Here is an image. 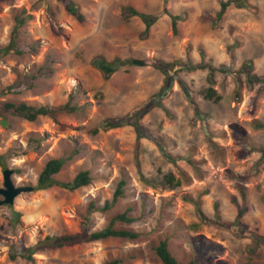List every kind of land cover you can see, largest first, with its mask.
Returning <instances> with one entry per match:
<instances>
[{"label": "rangeland", "instance_id": "1", "mask_svg": "<svg viewBox=\"0 0 264 264\" xmlns=\"http://www.w3.org/2000/svg\"><path fill=\"white\" fill-rule=\"evenodd\" d=\"M71 1L81 21L60 0H0V48L10 40L15 47L30 48L0 53V100L75 107L54 119L0 117L7 122L0 123V154L7 155L14 184L34 186L46 161L58 157L67 158L54 175L59 181H69L84 169L92 177L74 191L32 189L18 194L12 204H0V264H103L113 258L122 259L119 264H162L152 244L167 230L173 232L169 247L182 264L189 259L264 264V244L255 248L250 237L207 222H232L242 207L239 223L264 236V156L246 148H264V128L257 126L264 125V87L246 84L240 70L251 61L252 72L264 76V0H245L246 7L229 5L220 18L219 0ZM126 7L166 13L145 29L140 17L125 16ZM168 14L180 16L175 31ZM17 18L24 21L14 30ZM98 56L128 62L104 78L92 64ZM165 62H173L165 66L169 74L158 69ZM181 62L206 67L179 70ZM219 65L235 73L216 70ZM167 75L171 82L159 97L162 106L139 121L147 138L137 142L129 125L101 129L104 118L121 117L151 100ZM29 76V88L2 94L6 87L25 86ZM179 80L202 117L194 114ZM121 179L123 196L101 210ZM194 201L206 219L200 218ZM13 210L20 212L17 220ZM126 210L135 220L115 226L139 232L134 239L108 237L43 248L29 259L19 253L47 235L102 229Z\"/></svg>", "mask_w": 264, "mask_h": 264}, {"label": "trees", "instance_id": "2", "mask_svg": "<svg viewBox=\"0 0 264 264\" xmlns=\"http://www.w3.org/2000/svg\"><path fill=\"white\" fill-rule=\"evenodd\" d=\"M64 2L65 9L75 16V18L78 21L82 20V15L78 13V10L71 0H60ZM235 5L236 7H246L247 3L245 0H219V5H220V11L218 12L217 18H220V16L223 14L225 9L229 5ZM166 13L165 10L162 12L156 13V14H145L141 13L137 10H135L132 7H126L124 9V14L125 16H138L142 20V22L145 25V29H148L154 21H156L162 14ZM171 19V25L173 28V31H175L176 28V23L180 19L179 15H172L168 14ZM24 21V18H17L16 25L14 27V30L18 26H20ZM13 48L16 52L18 53H23L29 50L30 48L27 46H19L15 47V42L13 40H10V42L0 48V53L5 54L7 53L9 48ZM128 62L126 59H120L119 57H114L111 60H106L105 58L98 56L95 57L92 61V64L94 67L99 69L102 72V76L104 78L109 77L113 72L117 70V68ZM173 65V62H165L162 65L158 66V69H160L162 72L165 74H169L168 71L166 70V67H171ZM206 65L202 62L198 64H191V63H183L181 62L177 69L179 70H185V71H192L195 69H203L205 68ZM214 69V68H213ZM210 68V72L213 70ZM216 70L222 72V73H235L232 69L227 67L226 65H219ZM240 70L246 74V84H251V83H260V89L264 87V76H260L254 72H252V62L251 61H245L242 63ZM44 74H48L49 70H45ZM32 76H29L26 78V85L23 86L20 84V88H14V87H6L4 88L2 92L3 93H11V92H20L21 90L26 89L27 87L29 88L31 86V80ZM171 82V78H168V75L165 77L164 85L158 91V93L154 94L151 100H147L146 102H143L141 105L135 106L131 110H129L126 114H124L121 117H106L101 121V129L107 130L110 128H116V127H121L125 125L132 126L135 131V138L136 141L138 142L141 138H147L148 135L146 131L143 129V127L139 124L140 119L153 107H161V100L159 97H162L164 94L165 89L169 86ZM179 85L184 91L188 101L193 105L194 108V114L196 117H202V112L194 106V103L192 101L190 92L187 88V86L179 80ZM211 94V89H209V94ZM235 95L237 98L240 97L239 92H235ZM156 99V100H154ZM75 110V107L70 106L69 103H65L63 105H57V106H49V105H30L25 102H10V101H5V100H0V117L6 118L11 115V116H17L22 119H25L27 121H34L37 119L38 116H48L50 118H56V116L62 112H72ZM257 126L264 128L263 124L257 123ZM97 129H93L91 132H96ZM244 136H241L242 141H244ZM213 143V142H212ZM246 144V142L244 141ZM246 148L250 151H255L259 150L261 153V157L264 156V148L262 147H249L246 146ZM6 154H0V167L2 169L7 168L6 167ZM67 158L64 157H58V158H51L46 161L44 164L41 172L37 176L36 183L33 186V190H44L53 186H58L61 188H64L68 191H74L75 189L86 186L91 183L92 177L89 174V170L84 169L80 170L76 175L69 181H59L54 177L56 173L61 169L63 166L64 162L66 161ZM192 162L191 160H189ZM16 172L19 171V169H15ZM165 181L170 184H172V178L171 176H165L164 177ZM148 183L154 184L158 188H162L164 186L163 182H154L151 180H147ZM178 183V181H176ZM125 184V180L121 179L118 183L117 186L112 194V198L110 201H105L103 206L100 207L101 210H107L110 209L117 199L120 196H123V186ZM196 204V209L199 212L200 218L201 219H206L204 216L201 214L198 204L196 201H194ZM91 209L96 208L93 203L90 204L89 206ZM13 214L15 215V219L17 220L18 217L20 216L19 211H14ZM243 214V209L242 207H239L236 213V216L234 217V220L232 222H223V223H218L220 222L218 218L215 219V221L212 220H207V222H210L212 224H218L220 226H224L226 228H229L230 230H233L237 234H243L245 236L250 237L252 241V246L256 248L257 245L259 244H264V236L259 235L257 233H252V232H247L245 230V226L242 223H239L240 218ZM135 220V217L128 215V210L116 213L113 215L108 223L106 224L105 227L102 229L94 230L91 232H85L84 230L78 232V233H73V234H62V235H47L45 236L42 240H39L34 244L33 246L29 247H21L19 250V253L21 256L26 257L27 259L31 258V255L36 252L37 250L43 249V248H59L63 246H70L74 245L77 243H82V242H92V241H97L101 239H106L108 237H119V238H127V239H134L140 235L139 232L134 231L129 228H124V227H116L115 222L121 221V222H132ZM178 227V226H177ZM245 230V231H242ZM173 236V232H167L163 234V237L159 238L155 243L152 244V249L157 256V258L161 261L162 264H182L180 260L176 258L174 255L172 249L169 247V238ZM16 255L14 253H11V258H14ZM132 256V255H130ZM133 257V256H132ZM122 262V259L119 258H113L107 261H104L103 264H119ZM186 264H200V260L197 259H189Z\"/></svg>", "mask_w": 264, "mask_h": 264}, {"label": "water", "instance_id": "3", "mask_svg": "<svg viewBox=\"0 0 264 264\" xmlns=\"http://www.w3.org/2000/svg\"><path fill=\"white\" fill-rule=\"evenodd\" d=\"M135 64H142V61L140 60H132ZM1 125L7 126L6 120L2 119L0 120ZM12 174L13 170L11 168H5L2 170L3 175V186L0 187V195L3 197V199L0 200V204H12L14 201V198L26 191H31L33 189L32 185H15L12 180Z\"/></svg>", "mask_w": 264, "mask_h": 264}]
</instances>
